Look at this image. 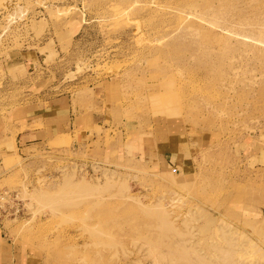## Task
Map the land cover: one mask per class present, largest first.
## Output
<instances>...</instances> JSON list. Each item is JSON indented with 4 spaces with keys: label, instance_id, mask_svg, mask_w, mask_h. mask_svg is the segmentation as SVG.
<instances>
[{
    "label": "rangeland",
    "instance_id": "1",
    "mask_svg": "<svg viewBox=\"0 0 264 264\" xmlns=\"http://www.w3.org/2000/svg\"><path fill=\"white\" fill-rule=\"evenodd\" d=\"M51 95L97 102L111 146L181 122L191 167L70 133L1 158L0 219L45 264H264V0H0V128Z\"/></svg>",
    "mask_w": 264,
    "mask_h": 264
},
{
    "label": "crops",
    "instance_id": "2",
    "mask_svg": "<svg viewBox=\"0 0 264 264\" xmlns=\"http://www.w3.org/2000/svg\"><path fill=\"white\" fill-rule=\"evenodd\" d=\"M44 103L37 107L40 109L33 108L34 112L24 111L18 115V118H13L11 123L8 122L6 125V129L0 128V173L3 172L1 158L15 153L25 157L30 155L35 147H44L58 134L68 133L75 138L74 144L77 145V149L89 156L100 158L109 151L111 153L115 151V153L122 152L121 156L125 158L129 152L148 167L159 163L180 167L182 171L191 167L189 139H180L178 135L176 140L175 135L169 136L181 132L182 125L179 121L158 118L156 119L158 131L147 137L143 136L141 129L135 141H130L129 138L139 129V124L137 123L135 128H130L131 123L125 122L124 127L127 130L131 129V134L127 139L118 138V143L111 146L104 142L108 129L104 114L93 109V106H98L97 102L92 103V107H82L68 96L51 95ZM20 126L23 128L19 129ZM15 127L19 129L16 133L13 131ZM97 127H102L103 130L98 133ZM111 136L110 134L109 140L107 138L108 143L114 139ZM99 140H103L104 145H100L101 147H97ZM114 159H119V153ZM260 160L264 162V159ZM4 222L0 219V264H45L35 249L11 235Z\"/></svg>",
    "mask_w": 264,
    "mask_h": 264
},
{
    "label": "built area",
    "instance_id": "3",
    "mask_svg": "<svg viewBox=\"0 0 264 264\" xmlns=\"http://www.w3.org/2000/svg\"><path fill=\"white\" fill-rule=\"evenodd\" d=\"M5 194L7 193H4L3 195H0V214H3V213H6L8 210V204L7 202H3V198L5 197ZM14 201V199H12V202ZM12 209L10 210L12 213H18L19 211V207L18 206H15L12 205L11 207Z\"/></svg>",
    "mask_w": 264,
    "mask_h": 264
}]
</instances>
